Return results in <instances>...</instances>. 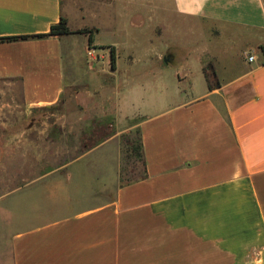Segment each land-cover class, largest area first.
<instances>
[{"label":"crops","instance_id":"crops-1","mask_svg":"<svg viewBox=\"0 0 264 264\" xmlns=\"http://www.w3.org/2000/svg\"><path fill=\"white\" fill-rule=\"evenodd\" d=\"M62 15L72 30L142 26L147 45H107L112 67L94 35L89 45L83 34V55L72 38L80 33L0 40V82L18 87L26 108L51 106L87 81L94 53L121 112L140 118L144 174L103 202L65 204V214L17 227L10 264H264V0H0V37L46 33ZM225 41L240 44L233 62ZM139 63L170 69L173 88H134ZM104 146L68 161H106ZM15 194L11 204L39 211L33 194Z\"/></svg>","mask_w":264,"mask_h":264},{"label":"rangeland","instance_id":"rangeland-1","mask_svg":"<svg viewBox=\"0 0 264 264\" xmlns=\"http://www.w3.org/2000/svg\"><path fill=\"white\" fill-rule=\"evenodd\" d=\"M102 20L104 18L99 19L105 26ZM140 29L142 26L134 28L133 32L131 29L113 32L104 27L94 32V42L99 44L95 54L105 55L104 60L108 61L107 45H147ZM72 38L76 50L82 55L86 53L84 41L87 38L83 34L72 35ZM190 40L183 37L188 44ZM221 45L223 59L235 61L240 52L239 42ZM95 54L87 56V81H78L66 89L62 98L51 106L26 108L18 87L0 82V197L7 195L0 198V264H10V239L17 227L42 222L52 214H65L68 211L65 204L80 208L103 202L117 185L144 174L143 158L137 152L140 118L121 112L123 100L119 101L111 73ZM145 65L139 63L129 70L134 73V88L138 89L143 82L156 85L162 82L168 89L173 88L170 69L165 74L164 69ZM102 142H105L101 149L103 156L111 153L110 159L91 161L88 157L68 161L69 155L71 160L76 159ZM44 173L48 176L43 180L27 181ZM16 191L21 195L33 194L35 200L38 198L39 211L30 215L22 204H11ZM59 200L64 202V207L56 213L58 206L52 204ZM49 201L52 206L47 207Z\"/></svg>","mask_w":264,"mask_h":264},{"label":"trees","instance_id":"trees-1","mask_svg":"<svg viewBox=\"0 0 264 264\" xmlns=\"http://www.w3.org/2000/svg\"><path fill=\"white\" fill-rule=\"evenodd\" d=\"M93 28L89 27H83L79 29L72 30L69 28L67 24V19L63 15L60 16V19L58 22L52 24L50 26V29L46 33H37V34H29V35H18V36H7V37H0V40H14L18 38H29V37H44V36H49V35H62V34H73V33H80V34H85L88 36V44L90 45L93 41ZM262 51L264 52V46H261ZM110 63L111 66L114 67L115 65V52H114V47H110ZM211 68V67H210ZM212 68L210 74H212ZM206 77L208 78V87L212 88V84L210 83V78L206 74ZM137 152L138 155L143 158L142 155V146H141V139H140V132H139V139H138V145H137ZM144 163V160H143Z\"/></svg>","mask_w":264,"mask_h":264},{"label":"built area","instance_id":"built-area-1","mask_svg":"<svg viewBox=\"0 0 264 264\" xmlns=\"http://www.w3.org/2000/svg\"><path fill=\"white\" fill-rule=\"evenodd\" d=\"M246 58H247L248 61H253L254 55L252 53H250V52H247L246 53Z\"/></svg>","mask_w":264,"mask_h":264}]
</instances>
